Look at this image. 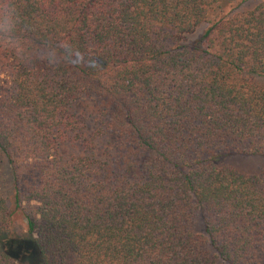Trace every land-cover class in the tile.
<instances>
[{
  "label": "trees",
  "instance_id": "obj_1",
  "mask_svg": "<svg viewBox=\"0 0 264 264\" xmlns=\"http://www.w3.org/2000/svg\"><path fill=\"white\" fill-rule=\"evenodd\" d=\"M232 1L15 0L31 48L85 55L0 48V157L28 230L0 191V264L261 263L264 169L223 159L264 156V0Z\"/></svg>",
  "mask_w": 264,
  "mask_h": 264
},
{
  "label": "rangeland",
  "instance_id": "obj_2",
  "mask_svg": "<svg viewBox=\"0 0 264 264\" xmlns=\"http://www.w3.org/2000/svg\"><path fill=\"white\" fill-rule=\"evenodd\" d=\"M263 0H233L232 3L225 6V12L229 15L246 11L254 8ZM208 24H203L196 33L190 36L191 39H197L207 28ZM253 79L260 84H264V75L254 74ZM223 164L231 165L243 173H259L264 169V156H247L237 153H229L224 157ZM26 176H22V181L26 180ZM14 172L13 166L8 162L6 157H0V191L7 197L12 207V227L16 236H26L27 218L23 209H15V190H14ZM22 189L26 190V184H22ZM35 203V202H33ZM28 207V203L24 202ZM193 228L197 233H204V221L201 214H198L194 220ZM260 264H264V257Z\"/></svg>",
  "mask_w": 264,
  "mask_h": 264
},
{
  "label": "clouds",
  "instance_id": "obj_3",
  "mask_svg": "<svg viewBox=\"0 0 264 264\" xmlns=\"http://www.w3.org/2000/svg\"><path fill=\"white\" fill-rule=\"evenodd\" d=\"M21 15L15 0H0V48L12 52L22 61L38 59L49 66H56L63 58L71 64H79L84 53L72 49L67 44L31 48L18 34ZM57 47L63 51V57L58 55Z\"/></svg>",
  "mask_w": 264,
  "mask_h": 264
}]
</instances>
